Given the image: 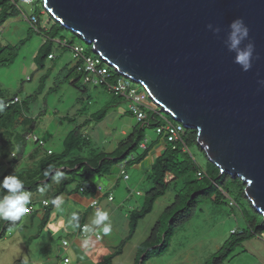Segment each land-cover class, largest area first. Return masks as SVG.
Returning a JSON list of instances; mask_svg holds the SVG:
<instances>
[{
    "label": "water",
    "instance_id": "water-1",
    "mask_svg": "<svg viewBox=\"0 0 264 264\" xmlns=\"http://www.w3.org/2000/svg\"><path fill=\"white\" fill-rule=\"evenodd\" d=\"M42 1L55 21L195 130L208 160L243 182L264 218V0ZM235 20L248 29L239 50L254 48L247 72L228 50Z\"/></svg>",
    "mask_w": 264,
    "mask_h": 264
},
{
    "label": "rangeland",
    "instance_id": "rangeland-1",
    "mask_svg": "<svg viewBox=\"0 0 264 264\" xmlns=\"http://www.w3.org/2000/svg\"><path fill=\"white\" fill-rule=\"evenodd\" d=\"M21 8L24 13L17 19L9 20L1 28L0 47H14L27 39L29 41L21 48L17 59L12 65L0 69V90L6 100H12L14 97L20 98L21 103L18 108L24 111V115L31 120L28 126L31 123L32 126L29 128L30 136L23 152L16 148L7 160L2 159L0 155V176L6 172L10 166V161L13 159H18L19 163L13 169L11 175L34 167L37 163V158L35 159L32 155L34 152H38V160L43 158L47 151L56 154L63 152L67 136L79 126H83L82 133L91 140L94 149L104 153L113 152L121 142L132 134L134 128L138 125L137 119L129 113L130 105L134 102L128 100L115 102L113 95L106 92L99 84L86 85L83 79H80L77 88L70 85L68 81L79 79V76L77 74L69 75V71L75 69L79 64L84 66L85 62L81 64L80 58L76 59L74 57L73 50L65 49L60 45L58 39L55 41L54 47L55 60H48L45 68L40 69L36 63V57L44 44V38L36 31L34 32V28L29 22L34 14L33 7L21 4ZM47 18V16H43L42 20L44 26L48 27ZM62 37L66 41L72 39L69 32L62 33ZM80 45L81 41L76 40L75 47L81 48ZM44 77L47 78L44 79ZM139 94L140 99H143L141 95L144 94V91H139ZM142 102L144 105H149L146 98ZM109 105H111V108H109L108 115L103 122L97 123L92 119L94 114ZM150 107L155 108V106ZM144 133L148 145L150 147L155 146L154 151L161 143L164 149L168 146L166 141H163L157 133L155 127H147ZM34 137L45 142L44 149L34 142ZM2 146L3 144H1ZM142 153L143 150L139 148L133 152L132 156L137 157ZM189 154L201 168L207 169L204 155L199 149L192 147ZM79 155V153L74 154V156ZM149 159H153L152 156L143 161L141 171L136 170L135 166L128 167L127 174L130 181H122L121 188L114 193L116 199L114 204L118 206L128 195L124 189L128 187L131 190L132 196L129 203L133 207L128 204L125 208L126 213H130L132 210H141L144 206L146 194L152 187V182L146 174L147 166L150 165V162L147 161ZM194 177V174H191L180 180L168 191L165 197L158 200L154 212L141 223L136 237L124 250V257L118 258L115 264H133L138 252V247L133 249L135 244H140L148 239L164 210L173 203L177 195L176 192L181 190L185 183L193 180ZM99 180V177H93L95 183ZM59 183L53 181V190L50 188L35 193L29 192L31 193V203L26 207L29 205L34 207L35 212H37L36 221L37 219H43L45 213L42 210V204L44 201L51 203L54 185ZM103 183L105 185L107 182L103 181ZM72 189L73 186H70L67 190L71 191ZM1 190L2 188H0ZM107 199H109V196H107ZM134 201L139 202V205L134 204ZM225 202V204H215L209 201L201 205L196 218L183 230L175 234L167 252L165 251L162 256L158 255L148 260L147 264L208 263L211 256L218 253L226 240L231 238L233 230L240 231L245 228L241 211L236 207H231L229 198ZM30 216L26 215L22 218L21 223L13 224L10 232L0 240V264H63L67 256L69 260L75 263L73 255L78 251V248L74 247L71 237L65 231H54V220L50 221L43 231H41L39 222H35L30 226L28 223ZM3 222V220H0V224ZM78 223L80 225L81 221L78 220ZM110 223L111 234L109 236H104L102 232L99 234L102 238H107L109 242L117 237L113 245L119 246L125 239L118 236V234L115 235L114 227L121 229L123 226L120 221L117 225H113V221ZM26 224H28V227L22 229ZM65 241L68 243L66 248L63 245ZM116 249L108 250L95 257L102 260V257L108 255V253L111 255ZM240 250L239 248L227 260L226 264L231 262ZM90 254H93V252Z\"/></svg>",
    "mask_w": 264,
    "mask_h": 264
},
{
    "label": "trees",
    "instance_id": "trees-1",
    "mask_svg": "<svg viewBox=\"0 0 264 264\" xmlns=\"http://www.w3.org/2000/svg\"><path fill=\"white\" fill-rule=\"evenodd\" d=\"M29 1L30 3L26 4L23 3V0H0V29L6 22L17 19L24 13L21 4L32 6L34 14L29 19V22L32 24L34 32L36 31L37 34L44 38V44L36 57V63L40 69L45 68L48 60H55L54 47L57 39L60 41L61 46L71 50L75 47V41L80 40V46L84 49V54L79 57L81 64L87 58H92L99 63L97 66L98 70H105L106 72L100 87L113 95L115 102L127 100L125 96L114 91L115 86L120 81H124L129 84L130 89L138 90V92L144 91L148 104L155 106V108H151L149 105H140V108L146 114V119L139 122L132 134L121 142L118 148L111 153L99 152L94 149L91 140L82 133L83 126H79L67 136L64 142L63 152L56 154L51 151V155L46 153L40 160H38V152H35L34 155L32 154L35 159L37 158L36 165L14 174L17 179L23 182L24 191L35 193L50 188L53 190L52 177L56 175L57 171L62 172L63 177L66 179L57 191L51 195V203L46 207L42 228H45L48 224L55 204L53 202H56L58 197L64 194L70 186L74 188L72 192L79 193V190L84 188L86 190L85 194H95L96 186L91 184L93 177L106 176L115 166L123 163L134 165L147 159L154 145L147 147L141 155L137 157L132 156L133 152L139 149L142 143L145 142L146 136L144 130L147 127H155L157 131L159 128H164L167 125H175L181 126L184 130L181 142L176 145L170 144L166 137L160 135L168 146L164 153L154 161L151 167L149 180L152 182V187L146 194L144 206L141 210L134 211L130 214V227L127 238L122 241L113 254L107 256L100 264H113L117 257L123 255L126 246L137 233L140 222L152 214L157 201L165 197L177 182L191 174H194V179L186 182L185 186L176 192L177 195L173 203L164 210L148 239L139 246L135 264H147L148 260L165 254L175 234L190 224L196 218L200 206L209 201L215 204H225V201L229 198L231 200V207H236L241 211L245 228L240 231H234L231 234V238L226 240L219 252L212 255L206 264H226L227 260L242 247L244 242L254 237H263L264 218L254 209L252 203L248 200L245 185L239 178L234 179L228 174H221V170L208 160L205 152L198 145L197 132L192 129L187 130L182 124L176 122L170 114L163 112L160 107L153 103L140 84L134 83L122 76L115 68L109 66L99 55L95 54L92 46H89L77 34L65 29L59 22L55 21L45 9L42 0ZM43 16L48 17V27L43 24ZM65 32L71 34V40L66 41L62 37V33ZM28 41L29 39L20 42L14 47H0V69L12 65L17 59L21 48ZM88 47L90 48L88 49ZM53 56L54 58H50ZM72 74L79 76V79L68 81L75 88L78 87L80 79H83L85 82L86 77L89 76L86 73L85 63L84 66L79 64L75 69L70 70L69 75ZM46 78L44 77V79ZM85 84L87 85V83ZM15 98H18L19 102L12 104ZM0 101H3L6 105L3 113H0V142L3 144L0 147V155L2 159L7 160L15 152L16 148L21 152L24 151L30 136L29 128L32 126V123L28 126L31 120L24 115V111L18 108V105L21 103L19 97L6 100L0 90ZM109 108H111V105L94 114L92 119L97 123L103 122L108 115ZM37 144L39 145V143ZM192 147L199 149L204 155L207 165L206 170L201 168L189 154V150ZM75 153H79L80 155L74 156ZM131 157L133 158L130 159ZM18 163V159L10 161L9 169L0 176V184H2L5 177L11 176L13 169ZM50 166L52 172L48 176H45L44 173ZM48 178H50L49 182L44 183ZM5 195H7V192L2 189L0 191V199ZM194 195H196L195 199L193 198ZM35 213L31 215L34 216ZM17 223L19 224L20 221ZM12 225V223L5 221L0 224V240L10 232Z\"/></svg>",
    "mask_w": 264,
    "mask_h": 264
},
{
    "label": "crops",
    "instance_id": "crops-1",
    "mask_svg": "<svg viewBox=\"0 0 264 264\" xmlns=\"http://www.w3.org/2000/svg\"><path fill=\"white\" fill-rule=\"evenodd\" d=\"M2 31V29H0ZM149 146V145H148ZM147 146V147H148ZM162 146V147H161ZM160 147V148H159ZM158 148H156V151H154L155 146L151 150L150 154L148 155L147 159L151 156L153 159H149L147 161L150 162L149 167L147 166L146 174L148 175L149 179V172L151 170V167L154 163V161L161 156V154L164 153L166 149H164L163 144ZM35 153V152H34ZM33 153V155H34ZM153 161V162H151ZM143 162L141 163H136L134 165L131 164H126V175L127 174V169L128 167L135 166V169L138 171H141L143 169ZM9 169V168H8ZM7 169V170H8ZM6 170V171H7ZM100 180L99 182L95 183L93 181V178L91 180V184L93 186H101L104 190V193L102 194H85L84 192H72L71 191H66L64 194L60 195L58 199L56 200L52 213L50 215V219L48 221V224L50 221L54 220V231H65L69 237H71L72 242L74 244V247L78 248V251L75 252V255H73V260L75 263H73L70 260L69 264H100L101 262L104 261V259L110 254L102 257V260L99 259V257H95L96 255L99 256L101 253H105L108 250H115L118 246H114L113 243L115 242L116 238H113L112 242H109L107 238H102L100 233V230L94 229L92 232H86L82 231L81 227L83 226H91V221L94 218V213L97 211L94 208H92L91 204L93 201L98 200L100 209L101 211L107 212L109 215V220L110 222L113 221V225H117L118 221L122 224V228H116L114 227V232L115 235L118 234V236L123 237V239H126L128 234H129V227H130V222L128 221L130 219V214L134 212L135 210H132L130 213H126V206L129 204L130 207H133L129 201L131 195V190L126 187L125 193H127V197L124 198L122 203H120L118 206L114 204L116 202V199L114 197V193L116 190L121 188V182H128L130 181V177L128 176V179H125V175L121 173V167L115 166L112 171L107 174L106 176L99 177ZM66 179L64 178L59 184L54 185V192L57 191V189L60 187V185L65 181ZM103 181H106L107 183L104 185ZM76 187V186H74ZM45 191V190H44ZM52 195V194H51ZM108 195H113L112 197L114 200L110 202L107 199ZM160 200V199H159ZM45 202V201H44ZM158 202V201H157ZM136 205H139V202L134 201L133 202ZM157 204V203H156ZM43 205V204H42ZM30 206V205H29ZM42 208V206H41ZM42 210H46V207L43 206ZM154 212V211H153ZM152 212V213H153ZM37 213V212H36ZM35 213L34 216H30V220H28V223L30 226L34 224L35 222L40 223V228L41 231L45 230L48 226L46 225L45 228L43 227V219L36 221L37 214ZM77 214L79 217V220L81 221L80 227L77 228L76 230H72L71 228L67 227L68 221L70 217L73 214ZM151 215V214H150ZM145 220V219H144ZM143 220V221H144ZM22 221V219H21ZM20 221V223H21ZM141 221L137 233L139 231L140 225L143 222ZM28 224L24 225L22 229H26ZM120 229V230H119ZM237 230H233L231 234ZM137 233L135 234L134 238L136 237ZM55 235V233H54ZM134 238L128 243L126 248L132 243ZM122 239V240H123ZM66 242V241H65ZM143 243V242H142ZM135 244L133 249L139 248V246L142 244ZM125 248V250H126ZM240 252L236 255V257L229 262L228 264H264V236L263 237H254L246 242L243 243L242 247L240 248ZM93 254H90L92 253ZM113 254V253H112ZM125 253L119 257H117L113 264L116 263L117 259L120 257H124ZM137 257V255H136ZM136 257L134 258L133 264H135ZM69 257L67 256L66 259Z\"/></svg>",
    "mask_w": 264,
    "mask_h": 264
},
{
    "label": "clouds",
    "instance_id": "clouds-1",
    "mask_svg": "<svg viewBox=\"0 0 264 264\" xmlns=\"http://www.w3.org/2000/svg\"><path fill=\"white\" fill-rule=\"evenodd\" d=\"M208 27L209 29L212 28L211 25H209ZM229 29H230V32L228 36V50L230 52H235L234 62L238 64L242 68L243 71L247 72L251 69V54L254 48L251 44H249L246 50L241 51L239 50V44L242 42V40L248 37V29L244 26L242 20L233 21L230 24ZM215 31L218 33L219 29H216ZM100 58L110 66V63H108L107 60L103 59L102 56H100ZM113 68H115V70L118 73H120V71L116 67H113ZM124 77L132 81L128 76H124ZM153 103L155 104V102ZM5 107L6 105L3 103V101H0V113H3ZM48 152H51V151H47L46 153L48 154ZM124 164L125 163L121 164L120 167ZM51 172H52V168L50 166V168L47 169L44 174L45 176H48ZM62 178H63V173L59 171H57L56 175L52 177L55 183H59ZM0 188H2L4 191L7 192V195L3 196V198L0 199V220H3L7 223H12V224H15L21 221V219L25 217L26 215H28L29 213V209L26 207V205L31 203V193L24 191L23 182L17 179L15 175L5 177L3 179L2 184H0ZM82 189L84 188H81V190ZM104 194L106 193L104 192ZM47 203L49 204V202ZM78 220H79L78 215L74 213L70 217L67 227L71 228L72 230H76L77 228L80 227ZM94 229L100 230V232H102L104 236H109L111 234L112 228H111V223L109 220V215L107 212L96 211L94 213V218L91 221V226H85L84 231L92 232Z\"/></svg>",
    "mask_w": 264,
    "mask_h": 264
},
{
    "label": "built area",
    "instance_id": "built-area-1",
    "mask_svg": "<svg viewBox=\"0 0 264 264\" xmlns=\"http://www.w3.org/2000/svg\"><path fill=\"white\" fill-rule=\"evenodd\" d=\"M23 3H30L29 0H23ZM33 21V20H32ZM73 52H74V57L76 59H79V57H81L84 54V49L78 48V47H74L73 48ZM52 58V57H50ZM99 65V63L97 61H95L92 58H87L85 59V66H86V73L89 74V76L86 77L85 79V83L87 84H95V85H100L101 82L104 80L106 72L105 70H98L97 66ZM127 83V82H126ZM124 81H120L118 83L117 86H115L114 91L120 95H123L127 98L128 101H132L134 103H132L130 105V113L137 119L138 123L142 122L146 119V114L143 112V110L140 108V105H144V103L142 101H145V95H141L143 97V99H140V95L138 90H132L130 89V86L128 84H126ZM19 99L15 98L13 103H18ZM146 105V104H145ZM157 133L159 135H162L164 137L167 138L168 142L170 144H178L181 142L182 140V136L184 134V130L181 126H175V125H167L164 128H159L157 130ZM34 142L39 143V146L41 148L45 147V143L40 141L37 137H34ZM148 146V142L145 141L142 143V145L140 146V148L145 151L147 149ZM48 155H51V152H48ZM125 164L121 166V173L123 175H125V179H128V176L126 175V168H125ZM97 194H102L104 193V190L101 186L97 187L96 189ZM81 192L85 193V189H82ZM110 202L113 201V197L112 195H109V199ZM49 204L47 202H43V206L47 207ZM92 208H94L97 211H101L100 209V205L98 200H95L92 202L91 204ZM29 209V213L28 215H31L35 212L34 207L29 206L27 207ZM85 226H83L81 229L82 231H84ZM64 247L66 248L68 246L67 242L63 243ZM69 264L70 260L69 259H64L63 264Z\"/></svg>",
    "mask_w": 264,
    "mask_h": 264
},
{
    "label": "bare ground",
    "instance_id": "bare-ground-1",
    "mask_svg": "<svg viewBox=\"0 0 264 264\" xmlns=\"http://www.w3.org/2000/svg\"><path fill=\"white\" fill-rule=\"evenodd\" d=\"M126 78V77H125Z\"/></svg>",
    "mask_w": 264,
    "mask_h": 264
}]
</instances>
